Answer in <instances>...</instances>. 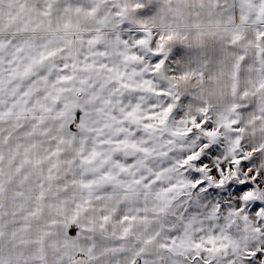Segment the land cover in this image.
<instances>
[{"label":"snow or ice","instance_id":"snow-or-ice-1","mask_svg":"<svg viewBox=\"0 0 264 264\" xmlns=\"http://www.w3.org/2000/svg\"><path fill=\"white\" fill-rule=\"evenodd\" d=\"M0 264H264V0H0Z\"/></svg>","mask_w":264,"mask_h":264}]
</instances>
